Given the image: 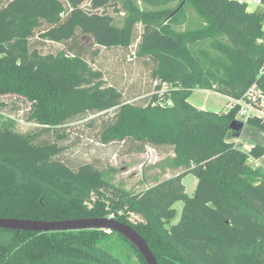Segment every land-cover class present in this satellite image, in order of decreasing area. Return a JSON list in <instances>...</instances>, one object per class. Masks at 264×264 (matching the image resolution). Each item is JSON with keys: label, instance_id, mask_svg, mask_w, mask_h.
I'll list each match as a JSON object with an SVG mask.
<instances>
[{"label": "trees", "instance_id": "obj_1", "mask_svg": "<svg viewBox=\"0 0 264 264\" xmlns=\"http://www.w3.org/2000/svg\"><path fill=\"white\" fill-rule=\"evenodd\" d=\"M141 1L157 9L141 10L133 0L0 4V112L14 110L0 114V217L112 216L145 239L158 264H264V170L248 163L264 154V146L246 152L226 140L237 105L217 112L188 100L195 86L210 89L213 81L214 90L230 98H241L253 84L264 93V12L249 11L243 0ZM187 4L205 19L193 31L203 34L176 28L186 22ZM120 12L121 20L114 16ZM136 23L142 29L134 56L158 83L131 101L107 82L95 60L100 48L127 49ZM202 38L213 51L202 52L207 70L189 47ZM46 41L61 47L43 51L39 44ZM167 82L178 85L162 90ZM19 113L31 129H15ZM246 121L264 130L261 118ZM76 125L95 128L102 145L171 153L169 174L140 193L115 188L111 167L68 159ZM188 173L197 178L191 196L182 183ZM108 188L112 195L103 192ZM177 200L183 206L171 223ZM132 214L139 215L136 221ZM0 264L146 262L115 231L0 228Z\"/></svg>", "mask_w": 264, "mask_h": 264}, {"label": "rangeland", "instance_id": "obj_2", "mask_svg": "<svg viewBox=\"0 0 264 264\" xmlns=\"http://www.w3.org/2000/svg\"><path fill=\"white\" fill-rule=\"evenodd\" d=\"M133 1L141 10L157 9V7H152L141 0ZM255 1L256 0H247V9L254 12H264V5H258ZM3 2H5V0H0V4ZM261 2L263 3V1ZM170 5H176V1H173ZM186 15V22L181 25H176V28L186 32L192 31L189 36H193V31H199V28L206 25L205 19L201 17L197 10L189 4L186 5ZM114 16L119 20L123 18V14L121 12L114 13ZM141 29L142 26L140 23H136L134 25L131 35V43L127 49L100 48V53L95 60V67L101 69L107 79V82L114 84L123 93L124 97L130 98L131 101L147 95L153 90L155 83H158L157 81L153 82L151 80L149 67L134 56L136 43L138 42ZM197 34L199 35L203 33L198 32ZM39 47H41L43 51H55L61 46L57 43L46 41L39 44ZM189 47L192 54L199 59L203 69L207 70L210 68L209 62L205 59L206 57L202 55L204 50L213 54V51L209 47V40L206 38L195 39L191 42V44H189ZM177 85L178 84L167 82L163 83L161 86L162 90H164L176 88ZM216 85L217 82L213 81L212 88L208 90L215 91L214 87ZM203 89L205 88L195 86L190 91L188 96L189 102L193 104L200 102L201 104L203 103L205 107L210 109L226 110L228 108L226 98H224L221 94L211 92L204 93L203 95ZM1 99H4L10 104L13 100L9 96H4ZM16 104L20 105V102L17 101ZM13 111L14 110L12 109L4 110L1 111L0 114L6 117L9 113L13 114ZM21 117L22 113L14 115L15 129L21 132L31 129L33 125L23 120ZM246 127L255 129V127L249 124ZM95 131V128H82L81 125L70 127V140L75 141V143H71L66 155L73 164L89 161L102 168L107 166L111 167L114 171L113 180L111 181L114 187L131 194L140 193L147 186L152 185L156 181V176L163 178L169 174L170 171L168 169L167 162L170 159L171 153L158 154L153 148L148 146L145 147V150L142 152H127V143H109L102 145L95 136ZM243 132L249 134V129L245 128ZM193 177L194 176L190 174L189 177L184 178L183 183L184 186H186L185 192L190 196L192 195V191L194 189H192ZM113 191H115L114 188H108L106 190L103 189V192H105L106 195H112ZM91 201H93V197L86 202L88 205H91ZM182 206V201H178L175 205H173V207L177 210V215L173 219L172 223H176L179 219ZM138 217L139 215L132 214L130 219L132 221H136Z\"/></svg>", "mask_w": 264, "mask_h": 264}, {"label": "water", "instance_id": "obj_3", "mask_svg": "<svg viewBox=\"0 0 264 264\" xmlns=\"http://www.w3.org/2000/svg\"><path fill=\"white\" fill-rule=\"evenodd\" d=\"M0 228L42 232L80 229H102L106 232L115 231L136 247L145 259L146 264H158L145 239L132 226L112 216L78 217L59 220L0 217Z\"/></svg>", "mask_w": 264, "mask_h": 264}, {"label": "crops", "instance_id": "obj_4", "mask_svg": "<svg viewBox=\"0 0 264 264\" xmlns=\"http://www.w3.org/2000/svg\"><path fill=\"white\" fill-rule=\"evenodd\" d=\"M211 92H213L215 94H221V93H218V92H215V91H212V90H208V89H203L202 90L203 95H204V93H211ZM221 95L224 98H226V103H227V107H228L226 110H223V109H210L208 107H205L204 104L203 103L201 104L200 102H197L196 104L195 103L194 104L192 103V104L196 108H199V109H202V110H212V111H217V112L227 111L230 108L229 97L226 96V95H223V94H221ZM246 120L243 119L241 116L236 115V120L231 124L234 127L230 126V128L228 130V133H227V136H226V140L229 141V142H233L241 150L247 152L255 144H260V145L264 146V130L259 128V127H257V126H255V125H252V124L248 123ZM248 124L253 126V127H255V129H250V127H246V126H248ZM245 128L249 129V134H251V135H249L248 133H244L243 132ZM230 132H232V133H230ZM256 159H257V162H258V166L257 167H260L261 169L264 170V154L262 156L256 158ZM190 174L193 175L192 173H188L185 176H183L182 183H184V178L185 177H189ZM192 180H193L192 181V183H193L192 184V189L193 188L195 189L196 184H197L196 176H194ZM184 188H185V191H186V186H184ZM194 189L192 191V194L194 192ZM178 201H182V200L175 201L173 205H175ZM176 215H177V210H176ZM173 219L171 220V223H172Z\"/></svg>", "mask_w": 264, "mask_h": 264}, {"label": "built area", "instance_id": "obj_5", "mask_svg": "<svg viewBox=\"0 0 264 264\" xmlns=\"http://www.w3.org/2000/svg\"><path fill=\"white\" fill-rule=\"evenodd\" d=\"M243 1L247 2V0ZM261 1L263 0H256L255 2L258 5H264V1L263 3ZM259 41L264 44V37L259 39ZM229 100L230 107L237 105L239 107L237 115L243 117L245 120L248 117H257L264 121V93L255 84L251 85L241 98L235 99L229 97ZM248 163L253 167L258 166L257 159L254 157H250Z\"/></svg>", "mask_w": 264, "mask_h": 264}]
</instances>
